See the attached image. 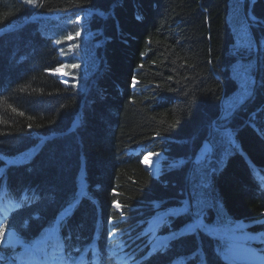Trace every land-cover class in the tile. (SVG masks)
<instances>
[{
    "label": "trees",
    "instance_id": "16d2710c",
    "mask_svg": "<svg viewBox=\"0 0 264 264\" xmlns=\"http://www.w3.org/2000/svg\"><path fill=\"white\" fill-rule=\"evenodd\" d=\"M66 59L69 76L54 72ZM243 68L249 89L235 103L233 70ZM147 152L164 153L157 175ZM5 191L26 199L3 227L18 240L0 246V264L26 262L34 248L66 264H117L114 229L137 264H257L188 226L223 213L264 229V0H0ZM171 209L182 214L161 217ZM164 218L171 226L152 232ZM167 231L180 238L149 251Z\"/></svg>",
    "mask_w": 264,
    "mask_h": 264
},
{
    "label": "rangeland",
    "instance_id": "374dc122",
    "mask_svg": "<svg viewBox=\"0 0 264 264\" xmlns=\"http://www.w3.org/2000/svg\"><path fill=\"white\" fill-rule=\"evenodd\" d=\"M78 21L82 23L80 16L78 17ZM234 31L237 36L245 38L248 32V29L246 26H241L239 23L234 22L233 23ZM41 30L45 34H52L54 36V40L56 43L61 42L62 38L59 37L58 30L55 27H49L47 25H43L41 27ZM61 55L64 58H67L68 53L66 52L64 46H61ZM70 61L68 59L65 60V62L57 67L54 72L63 73L69 76V67H70ZM91 66L94 64V59L90 62ZM86 74L90 73V67L88 66V69L85 70ZM62 74V75H63ZM233 74L238 78L240 87L239 90L230 97L232 102L234 101L237 103L239 97L244 96L245 92H248V86H249V80L251 76L250 69H241V71L237 74L235 70H233ZM84 83H86V79L84 77L80 78L79 81H76L75 84L79 86H84ZM234 105V103H232ZM204 151V150H203ZM202 151L201 154L204 152ZM203 155H199L198 159L196 161H199L202 158ZM159 159L160 156L158 155ZM164 156H161L163 158ZM144 161V160H143ZM146 162V161H145ZM159 164H162V161H159ZM161 166L158 167V169ZM83 172H81L82 176ZM83 180V178H82ZM224 209V207H222ZM170 211H176V209H171L167 211L165 214H162L161 217H164L166 215H169ZM216 223H208L207 229L208 231L217 234L224 242H227L228 247L231 253L232 258L239 260L241 262H258V259H262L261 257H255L254 253L259 250L264 253V229L262 232H259L260 234L250 230L246 224H244L241 221H235V222H228L225 215L223 213H220L218 218L216 219ZM10 231V230H9ZM8 230L5 231V235L3 238V241H7V245L15 246L16 241L18 240V234L10 240L6 235L9 232ZM168 240V239H167ZM2 241V242H3ZM166 242V241H163ZM225 254V252H224ZM45 264L44 262H31L28 264ZM53 264H58L57 262H54Z\"/></svg>",
    "mask_w": 264,
    "mask_h": 264
},
{
    "label": "snow or ice",
    "instance_id": "6c2138e0",
    "mask_svg": "<svg viewBox=\"0 0 264 264\" xmlns=\"http://www.w3.org/2000/svg\"><path fill=\"white\" fill-rule=\"evenodd\" d=\"M24 2L26 4H33L34 5L36 3V0H24ZM252 2L254 3L255 0H252ZM137 18L140 19V17H137ZM252 19L255 20V17H252ZM78 22H79L78 20L75 21V23H78ZM79 34H80L79 32L76 33L77 36ZM58 43H59V41H58ZM140 67L142 68L143 65L141 64ZM136 83H137V81L135 80V77H133V84H132V86L135 87L136 86ZM252 83L254 85L255 84V81H252ZM21 115H23V113H21ZM28 127L31 128V125H29ZM157 135H159V133ZM225 135L228 137V143L232 147H237L236 142L232 139V133L230 131H227L226 130L225 131ZM115 206L118 209L121 208V205L119 203H116ZM178 214H182V213H178L177 211H170L169 212V216H176ZM195 215L196 216H199L200 213L199 212L198 213H195ZM164 223L168 224L169 227L171 226V222L167 218H164ZM188 227H189L188 234H197V230L206 231V229H207L208 226L205 225L202 220L197 219V220H194ZM113 231H115V229ZM4 235H5V231L2 229V226H0V238H3ZM170 235H171V237L173 239H179L180 238V236L177 235L176 232H172V233H170ZM0 246L6 247L7 246V241L4 240L3 243L0 244ZM167 247H168V244L166 242H163V241H158L157 243H155L153 245L154 250H166Z\"/></svg>",
    "mask_w": 264,
    "mask_h": 264
},
{
    "label": "bare ground",
    "instance_id": "6f19581e",
    "mask_svg": "<svg viewBox=\"0 0 264 264\" xmlns=\"http://www.w3.org/2000/svg\"><path fill=\"white\" fill-rule=\"evenodd\" d=\"M158 155L160 156V159H159ZM158 155L157 154H152L151 152H147L145 154V158H144V163H145L146 167L150 171H152L154 173H156L158 171V167L160 165L159 164V161H161V159H162L161 158L162 154L159 153ZM9 237H10V239H13L15 237V235L11 233ZM161 239L159 238L157 240V242L158 241H161ZM254 255H255V257H259V258L261 257V258H263V256L261 254H259L258 252L254 253Z\"/></svg>",
    "mask_w": 264,
    "mask_h": 264
},
{
    "label": "water",
    "instance_id": "95a60500",
    "mask_svg": "<svg viewBox=\"0 0 264 264\" xmlns=\"http://www.w3.org/2000/svg\"><path fill=\"white\" fill-rule=\"evenodd\" d=\"M250 15H251L252 17H254V15L252 14L251 11H250ZM159 153H160V154H163L162 152H158V154H159ZM12 233L15 234V231H13Z\"/></svg>",
    "mask_w": 264,
    "mask_h": 264
}]
</instances>
